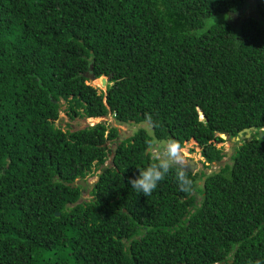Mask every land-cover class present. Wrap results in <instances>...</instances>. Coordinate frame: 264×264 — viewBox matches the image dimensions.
<instances>
[{
	"label": "trees",
	"instance_id": "trees-1",
	"mask_svg": "<svg viewBox=\"0 0 264 264\" xmlns=\"http://www.w3.org/2000/svg\"><path fill=\"white\" fill-rule=\"evenodd\" d=\"M61 100L154 123L63 129ZM250 126L229 162L189 170L191 192L174 171L148 197L128 183L153 136L195 139L207 166ZM263 126L264 0H0V264H264Z\"/></svg>",
	"mask_w": 264,
	"mask_h": 264
},
{
	"label": "rangeland",
	"instance_id": "rangeland-1",
	"mask_svg": "<svg viewBox=\"0 0 264 264\" xmlns=\"http://www.w3.org/2000/svg\"><path fill=\"white\" fill-rule=\"evenodd\" d=\"M227 13L215 14L213 17L208 19V23L214 19H219V18L226 16ZM254 13H255L254 8L248 7L244 11L240 10L239 12H236V13H230L228 16L230 19L233 20L234 23H237L244 15L254 14ZM88 82L99 87V89L104 90L107 81L105 83H103L101 81V79L98 77L95 79L90 78V80ZM66 106H67V102L64 100H61V107H60V112H59L60 116L55 121L56 125L60 126L63 129L71 130V129H75V128L85 126L87 124L95 123L97 121H106V123L111 124V125H115L118 128V137L116 139V141H117L120 138H124V137L129 136L137 127H139L141 125H145V123H133V122L120 123V122H117L113 118L112 114H108L107 116H98L96 119H94V118L91 119L90 117H82L79 115L70 117L66 112ZM238 140L239 139H235L233 141V144H231L232 140H231L230 136H226V137H224L223 141H214L216 146L223 147V150L226 151V154L221 158L220 161L212 162L211 164H209L207 166L204 165V162H203L204 157L200 154L201 147L197 144L195 139L190 138V139L184 141V143L182 145L183 154L185 155V157L192 160L190 162V164L193 165L194 163H197V166L194 167L195 170L206 171L208 169H219L220 166H222L224 164V162L230 161L229 155L231 154L232 150L229 151V147L230 146L233 147L237 143ZM114 145H115V142L110 141V140L108 141L109 147H114ZM228 152H229V154H228ZM153 154H155V153H153ZM110 158H111V152L107 156L106 163H108L110 161ZM98 171H99L98 167L93 166L92 169L86 174V176L84 178V180H85L84 190L82 192L80 200H83V199L88 200V199L92 198V194L89 192V190L92 187V183L97 178Z\"/></svg>",
	"mask_w": 264,
	"mask_h": 264
},
{
	"label": "clouds",
	"instance_id": "clouds-1",
	"mask_svg": "<svg viewBox=\"0 0 264 264\" xmlns=\"http://www.w3.org/2000/svg\"><path fill=\"white\" fill-rule=\"evenodd\" d=\"M146 124L151 130L153 118L151 115H145ZM147 154L155 162H150L146 167L137 168L138 175L130 177L128 183L138 194L150 196L157 188L158 183L174 171L175 180L179 189L183 192L193 190L194 181L189 178V167L191 160L183 154L181 143L175 139H159L152 137L146 141ZM153 153H155L153 155Z\"/></svg>",
	"mask_w": 264,
	"mask_h": 264
},
{
	"label": "water",
	"instance_id": "water-1",
	"mask_svg": "<svg viewBox=\"0 0 264 264\" xmlns=\"http://www.w3.org/2000/svg\"><path fill=\"white\" fill-rule=\"evenodd\" d=\"M91 68V66H90ZM85 75L91 79H95L97 77L94 76V74L91 72V71H86ZM101 78V81L103 83H105L107 81V79L109 78V75H101L100 76ZM256 128L254 126H250V127H244L242 128L241 130L238 131L237 135H233V136H230L232 142L231 144H233V141L235 139H247L250 137L252 131H255ZM220 135L224 138L228 135H226L225 133H220ZM259 135L260 136H263L264 137V126L262 127V131L259 132ZM232 150V146L229 147V151ZM229 154V152H228ZM192 161V160H191ZM197 166V163H194L193 165L190 164V167L188 170H191V171H195L194 167ZM213 169H208L206 170V173H210L212 172ZM202 183H204V180H202ZM71 185H74V184H82L83 186L85 185V180L80 178V179H77V180H74V181H71L70 183ZM59 212L57 211L56 214H58Z\"/></svg>",
	"mask_w": 264,
	"mask_h": 264
},
{
	"label": "bare ground",
	"instance_id": "bare-ground-1",
	"mask_svg": "<svg viewBox=\"0 0 264 264\" xmlns=\"http://www.w3.org/2000/svg\"><path fill=\"white\" fill-rule=\"evenodd\" d=\"M91 119H93V118H91ZM94 119H96V118H94Z\"/></svg>",
	"mask_w": 264,
	"mask_h": 264
},
{
	"label": "built area",
	"instance_id": "built-area-1",
	"mask_svg": "<svg viewBox=\"0 0 264 264\" xmlns=\"http://www.w3.org/2000/svg\"><path fill=\"white\" fill-rule=\"evenodd\" d=\"M91 124H93V123H91Z\"/></svg>",
	"mask_w": 264,
	"mask_h": 264
},
{
	"label": "flooded vegetation",
	"instance_id": "flooded-vegetation-1",
	"mask_svg": "<svg viewBox=\"0 0 264 264\" xmlns=\"http://www.w3.org/2000/svg\"><path fill=\"white\" fill-rule=\"evenodd\" d=\"M196 197H198V196H196Z\"/></svg>",
	"mask_w": 264,
	"mask_h": 264
}]
</instances>
